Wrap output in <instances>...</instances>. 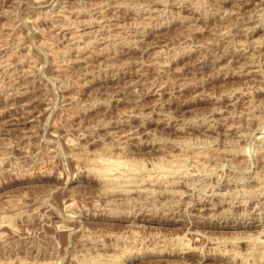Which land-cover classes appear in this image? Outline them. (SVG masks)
<instances>
[{"label":"rangeland","instance_id":"obj_1","mask_svg":"<svg viewBox=\"0 0 264 264\" xmlns=\"http://www.w3.org/2000/svg\"><path fill=\"white\" fill-rule=\"evenodd\" d=\"M0 264H264V0H0Z\"/></svg>","mask_w":264,"mask_h":264}]
</instances>
